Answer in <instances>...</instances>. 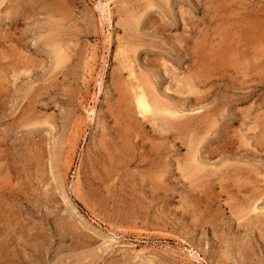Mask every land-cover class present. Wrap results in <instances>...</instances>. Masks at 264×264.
I'll return each instance as SVG.
<instances>
[{"label":"rangeland","instance_id":"rangeland-1","mask_svg":"<svg viewBox=\"0 0 264 264\" xmlns=\"http://www.w3.org/2000/svg\"><path fill=\"white\" fill-rule=\"evenodd\" d=\"M0 23V264H264V0H0Z\"/></svg>","mask_w":264,"mask_h":264},{"label":"bare ground","instance_id":"bare-ground-1","mask_svg":"<svg viewBox=\"0 0 264 264\" xmlns=\"http://www.w3.org/2000/svg\"><path fill=\"white\" fill-rule=\"evenodd\" d=\"M100 3V2H99ZM103 4V2L101 3V6H102V8H101V12L103 11V9L105 8V5H102ZM100 5V4H99ZM98 5V7H100ZM106 11V10H105ZM134 17V16H133ZM138 18V17H137ZM131 19V18H130ZM141 21V20H140ZM129 22H131V21H129ZM126 23V22H125ZM127 24V23H126ZM141 24V23H140ZM0 25H1V23H0ZM129 25V24H128ZM131 25V24H130ZM262 26V25H261ZM132 27H134V26H132ZM257 28V27H256ZM256 31V30H255ZM230 36V35H229ZM226 39H227V36H226ZM230 39V38H229ZM208 41V40H207ZM210 41V40H209ZM197 43V42H196ZM195 43V44H196ZM224 43V42H223ZM229 43V42H228ZM198 44V43H197ZM202 44V43H201ZM218 45V44H217ZM226 45V44H225ZM195 46V45H194ZM193 46V47H194ZM202 48V47H201ZM207 48H208V45H207ZM196 50H197V46H196V48H195ZM189 50V49H188ZM209 50V49H208ZM201 51V50H200ZM56 52H57V54H58V58H56V59H58V60H61L62 61V59H65V56H64V52L62 51V49L61 48H57V50H56ZM206 53V52H205ZM208 53H210L209 51H208ZM213 53V52H212ZM66 54V53H65ZM193 55H191V57L195 60V59H202V57H201V52H200V54H199V52H197V51H193V53H192ZM204 54V53H203ZM208 55V54H207ZM211 55V54H210ZM209 55V56H210ZM208 56V57H209ZM67 57V56H66ZM205 57V56H204ZM211 57V60L213 59L212 57H215V56H213V55H211L210 56ZM216 59V58H215ZM261 64V63H260ZM262 65V64H261ZM258 66H259V64H258ZM222 68V67H221ZM261 69V68H260ZM193 75H195V74H193ZM190 77V76H189ZM203 77V76H202ZM196 78V77H195ZM205 78V77H204ZM209 78V77H208ZM139 79V78H138ZM137 79V81H139ZM149 80H150V78H149ZM203 80V79H202ZM187 81V80H186ZM206 81V80H205ZM153 82V81H152ZM199 82H200V80H199ZM202 82V81H201ZM178 83V82H177ZM183 83H184V81H183ZM183 83H181V84H183ZM198 83V82H197ZM149 84H150V82L148 81H145V80H143L142 82H141V80H140V82L139 83H137V85L136 86H134V87H136V102L138 103V105H139V107L145 112V113H151L152 114V116L154 117V119L156 120V123L158 124V126L161 128V129H163V130H167L168 132L169 131H171V130H175V131H178L180 134L182 133V132H184L185 134H186V131L187 130H191L190 128H189V123L191 122H189L188 121V119H184V121L181 119V122H179L180 124L179 125H177L176 124V119H179L182 115H179L178 116V112H177V110H174L172 107H171V103H170V101H169V103L170 104H168V103H165V101L163 102V99L162 100H160V98L158 97V95L156 96L155 94H153V91H152V87L150 88V86H149ZM178 84H180V83H178ZM188 84H189V82H188ZM204 84H206V83H204ZM186 85V84H185ZM132 86V85H131ZM153 86V85H152ZM188 86V85H187ZM187 86H183V87H187ZM191 87V86H190ZM154 88V87H153ZM181 88L182 87H180V85H179V89H177V90H179V91H181ZM189 88V87H188ZM184 89V88H183ZM182 89V90H183ZM195 89V88H194ZM176 90V91H177ZM186 90H187V88H186ZM189 90V89H188ZM187 90V91H188ZM178 92V91H177ZM185 92V91H184ZM190 92V91H189ZM198 92V91H197ZM197 92H195V93H197ZM155 93H157V92H155ZM160 93V92H159ZM181 93V92H180ZM188 93V92H187ZM191 93V92H190ZM184 94V93H183ZM135 96V95H134ZM183 96V95H182ZM174 107V106H173ZM92 113H94V108H92ZM180 114V113H179ZM182 118V117H181ZM152 120V119H151ZM189 125V126H188ZM189 128V129H188ZM192 128V127H191ZM205 128V127H204ZM214 128V127H213ZM193 129V128H192ZM157 130V129H156ZM197 130V129H196ZM203 130V129H202ZM193 131H194V129H193ZM167 132V133H168ZM188 132V131H187ZM197 132V131H196ZM203 132V131H202ZM209 132V131H208ZM208 132H206V133H208ZM178 133V134H179ZM261 133V132H260ZM184 134V135H185ZM263 134V133H262ZM194 135V134H193ZM200 135V134H199ZM209 135V134H208ZM205 136V135H204ZM195 137V136H194ZM191 138H193V137H190V139ZM198 138V137H197ZM189 139V140H190ZM206 139V138H205ZM248 143V142H247ZM198 144H199V141L197 140V139H195V138H193L192 140H191V142H190V154H192L193 156L192 157H190V161L191 162H193V165H191V167H196V171H197V169H204V167L203 168H201V165H200V162H198L196 159V153H195V151H197L198 150V152L200 151L199 149L201 148V146L202 145H200V148H198ZM260 144V143H259ZM258 144V145H259ZM261 145V144H260ZM203 148V147H202ZM197 152V153H198ZM199 154V153H198ZM191 156V155H190ZM198 156V155H197ZM186 162V161H185ZM188 162V161H187ZM189 166V165H188ZM237 169V168H236ZM190 170V169H189ZM194 169L192 170V172H195V173H197ZM205 171V170H204ZM203 171V172H204ZM216 172H217V170H215ZM189 172V171H188ZM190 173V172H189ZM188 173V174H189ZM215 173V172H214ZM191 174V173H190ZM213 175V174H212ZM194 176H195V174H194ZM224 176H225V174H224ZM191 177V176H190ZM196 177V176H195ZM241 177V176H240ZM248 202L249 201H251V200H247ZM252 202V201H251ZM250 202V203H251ZM255 202V201H254ZM254 202L253 203H251V205H250V207H252V205L254 204ZM255 205V204H254ZM249 207V208H250ZM258 209V208H257ZM254 210H256V208L254 209ZM259 210V209H258ZM244 212V211H243ZM241 213V212H240ZM246 214V213H245ZM262 217H264V213H262ZM259 221V220H258ZM260 222H262V225L264 226V219L263 220H261Z\"/></svg>","mask_w":264,"mask_h":264}]
</instances>
